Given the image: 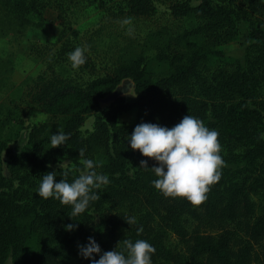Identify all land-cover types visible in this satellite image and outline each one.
I'll list each match as a JSON object with an SVG mask.
<instances>
[{"label":"trees","instance_id":"1","mask_svg":"<svg viewBox=\"0 0 264 264\" xmlns=\"http://www.w3.org/2000/svg\"><path fill=\"white\" fill-rule=\"evenodd\" d=\"M54 1L0 0V17L12 26H38L31 17L44 22V11L55 4L62 25L58 58H68L76 46L64 39L67 33L77 39L78 32L65 24L62 6ZM126 7L135 17L157 13L154 0H126ZM168 9L194 25L174 38L180 49L164 54L166 75L153 77L140 56L85 86L55 72L35 78L31 99L47 120L30 127L20 152L0 142V153L8 155V175L0 170V264H89L100 253L92 258L78 254L77 245L88 236L95 237L102 252L120 241L122 248L126 237L146 239L155 247L152 264H264V0H170ZM240 23L248 25L242 60L218 50L237 39ZM80 66L95 70L88 58ZM125 79L133 81L134 94L106 104V96ZM132 110L136 124L171 127L189 113L218 130L224 164L206 200L194 205L152 185L156 175L140 161L147 160L148 167L159 162L130 147L125 137L136 124L117 122ZM90 115L92 130L83 131ZM59 130L71 135L52 147L49 137ZM84 158L102 162L97 171L107 173L110 183L93 189L100 197L70 217L71 205L35 190L48 171L58 173L56 180L62 172L73 180ZM64 161L72 164L70 171L52 167ZM128 216L136 222L129 225ZM69 222L78 227L66 230Z\"/></svg>","mask_w":264,"mask_h":264},{"label":"rangeland","instance_id":"2","mask_svg":"<svg viewBox=\"0 0 264 264\" xmlns=\"http://www.w3.org/2000/svg\"><path fill=\"white\" fill-rule=\"evenodd\" d=\"M54 2L62 6L60 12L65 24L78 32L77 39L67 33L64 40L72 46L87 44L89 50L86 55L95 70L90 72L81 66L73 68L68 58H58L61 43H56V39L62 25L58 17L59 8L55 4L44 11V22L31 17V21L38 26H12L8 20L4 22L0 17V142L7 144L12 153L24 148L32 125L48 118L30 95L38 75L48 77L55 72L85 86L88 80L97 75L102 76L119 64L142 56L146 71L159 78L169 70L168 61L163 60L164 54L180 49L175 45L174 38L194 25L189 19L174 18L170 14V0H154L157 13L149 17L129 14L126 0ZM247 41L248 25L240 23L237 39L219 46L218 50L242 60V48ZM217 62L215 58L210 60L211 65ZM93 119V116H88L81 129L91 131ZM117 122L119 125H135L137 111L120 114ZM7 161L8 155L2 151L0 170L3 175H8ZM52 167L70 171L72 164L64 161Z\"/></svg>","mask_w":264,"mask_h":264},{"label":"clouds","instance_id":"3","mask_svg":"<svg viewBox=\"0 0 264 264\" xmlns=\"http://www.w3.org/2000/svg\"><path fill=\"white\" fill-rule=\"evenodd\" d=\"M88 50L89 46L85 44L78 45L67 53L73 68L86 62ZM70 135V132L61 130L51 133L49 143L52 147L60 146ZM218 137L216 128H209L202 119L187 113L171 127L141 121L125 138L133 150L138 149L142 155L154 157L159 162L148 167L147 160L140 161L141 167L150 168L155 173L152 185L166 196H181L192 204L199 205L207 199L211 184L221 176L224 160ZM84 151V148L79 149L81 155ZM101 163L84 158L83 170L71 181L64 178L67 176L66 172L60 173L62 178L56 180L58 173L48 171L41 175L35 193L44 198L54 197L62 204L71 205L69 216L77 215L87 208L90 201L100 197V193L93 189L110 183L107 173L97 171V166ZM126 221L131 225L136 222V217L128 216ZM64 227L71 231L78 225L69 222ZM137 231H142V227ZM120 242L113 249L102 252L95 237L88 236L86 243L77 245L78 254L84 258H92L100 253L99 258L90 259L89 264H152L155 247L148 240L141 238L133 241L126 237L122 240L123 247L118 248Z\"/></svg>","mask_w":264,"mask_h":264},{"label":"water","instance_id":"4","mask_svg":"<svg viewBox=\"0 0 264 264\" xmlns=\"http://www.w3.org/2000/svg\"><path fill=\"white\" fill-rule=\"evenodd\" d=\"M125 80H122L114 88V90L106 96V98H105L106 104L112 103L121 97L132 96L134 94V83H133V81L131 79H125ZM127 80L132 81V83L130 81H127ZM123 81H125V82L123 83Z\"/></svg>","mask_w":264,"mask_h":264}]
</instances>
